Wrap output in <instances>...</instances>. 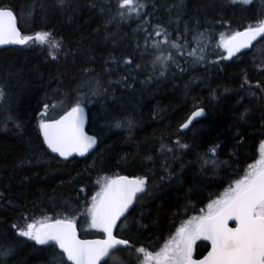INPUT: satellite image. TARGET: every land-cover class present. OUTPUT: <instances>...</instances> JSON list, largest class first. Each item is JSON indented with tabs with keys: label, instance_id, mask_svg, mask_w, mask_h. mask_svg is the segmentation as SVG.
I'll list each match as a JSON object with an SVG mask.
<instances>
[{
	"label": "trees",
	"instance_id": "obj_1",
	"mask_svg": "<svg viewBox=\"0 0 264 264\" xmlns=\"http://www.w3.org/2000/svg\"><path fill=\"white\" fill-rule=\"evenodd\" d=\"M139 2V14H127L119 0H0L22 34L48 31L61 44L56 59L47 45L0 48V247L11 249L0 264H69L54 245H38L19 229L67 217L80 237H102L87 209L106 178L122 175L146 178V185L115 229L129 247L112 252L107 264H142L136 249L160 251L257 158L264 36L230 60L217 40L257 26L264 0ZM157 26L183 55L170 45L153 47L163 39ZM199 33L206 47L197 61L188 52ZM162 52L172 55L164 67L156 59ZM77 103L96 145L83 157L62 159L46 147L39 124ZM197 108L204 115L180 131ZM206 248L199 241L196 256Z\"/></svg>",
	"mask_w": 264,
	"mask_h": 264
},
{
	"label": "snow or ice",
	"instance_id": "obj_2",
	"mask_svg": "<svg viewBox=\"0 0 264 264\" xmlns=\"http://www.w3.org/2000/svg\"><path fill=\"white\" fill-rule=\"evenodd\" d=\"M231 2L236 3L237 0ZM240 2L248 4L250 0ZM58 3L63 6L65 0H58ZM118 7L126 9L127 14H139L145 5L139 0H119ZM119 15L124 17L126 12L120 11ZM17 24L16 14L9 8L0 7V46H26L30 43L47 45L49 55L56 59L61 44L53 38L51 32L38 31L34 35H24ZM157 27L155 35L163 36V39L159 43L153 41V47L170 45L177 49L179 55H183V46L175 41L170 42L166 31ZM257 36H264V20L258 26H249L245 31H236L226 38L222 34L220 46L227 52L223 58L231 59L241 49L249 47ZM193 39L196 46L188 55L196 56L197 61L202 60L204 57L197 55V52L202 53L206 47L204 34L199 33ZM156 59L164 67L172 60V55L170 52L167 55L162 52ZM3 95L0 90V97ZM44 107L47 109L48 105ZM203 115V108L194 111L181 127L189 128L195 118ZM84 120V109L79 103L59 119H42L39 128L48 149L65 159L74 153L84 156L96 144V138L85 132ZM115 126L120 127V122L117 121ZM259 153L260 158L249 165L241 179L230 185L219 198L212 200L206 211L201 210V215L184 222L160 251L152 253L143 247L136 249L143 254L142 264H264V142L259 146ZM145 185L146 178L115 176L105 179L103 187L92 197L91 206L87 209L91 227L104 233V239H80L75 219L67 217L54 221L46 219L39 226L36 222L28 223L26 228L19 229L18 234L38 245L51 244L58 247L70 264H101L102 261L107 264V258L112 252L129 247V241L118 239L113 229L117 221L128 212L137 194L145 190ZM230 221L234 222V226H229ZM201 239L209 242L210 251L203 259H194L193 245ZM10 254V248L0 247V256Z\"/></svg>",
	"mask_w": 264,
	"mask_h": 264
},
{
	"label": "water",
	"instance_id": "obj_3",
	"mask_svg": "<svg viewBox=\"0 0 264 264\" xmlns=\"http://www.w3.org/2000/svg\"><path fill=\"white\" fill-rule=\"evenodd\" d=\"M18 26V25H17ZM246 29H243V30H240V31H245ZM25 35H27V34H25ZM263 36H257L256 37V39L255 40H253L252 41V43H251V45L249 46V47H247V48H243V49H241L239 52H237L234 56H232V58L233 57H235V56H237V55H239V54H241V53H243V52H245V51H248L251 47H252V45H254L255 43H257L261 38H262ZM9 46H21V45H3V46H0V48H3V47H9ZM223 51H224V57H226L227 56V52L224 50V48H223ZM226 60H228V59H226ZM198 109H200V108H197V109H195L194 111H196V110H198ZM70 110V109H69ZM69 110H67V111H69ZM193 111V112H194ZM192 112V113H193ZM65 113V112H64ZM63 113V114H64ZM192 113L188 116V118L184 121V123H186L187 121H188V119L191 117V115H192ZM63 114H61V115H63ZM60 115V116H61ZM59 116V117H60ZM59 117H57V118H55V119H59ZM84 117H85V120H84V130H86V125H87V117H86V114H85V111H84ZM202 117V116H201ZM201 117H197V118H195L194 120H193V122L196 120V119H199V118H201ZM183 123V124H184ZM182 124V125H183ZM189 126H191V125H189ZM179 130L180 131H184V130H186V129H183L181 126H180V128H179ZM41 132V131H40ZM86 132V131H85ZM87 133V132H86ZM88 134V133H87ZM41 135H42V133H41ZM89 136H92V135H90V134H88ZM42 138H43V135H42ZM44 141V140H43ZM46 145V144H45ZM96 145V144H95ZM95 145L91 148V149H89V151L86 153V154H88V153H90L93 149H94V147H95ZM47 146V145H46ZM48 148V147H47ZM49 151H51L50 149H49ZM53 153V152H52ZM54 155H56L57 157H59V158H62V159H65V158H63V157H60L59 156V154L58 153H53ZM85 154V155H86ZM84 155V156H85ZM72 157H83V156H80V155H78V154H73L72 156H70V157H68L67 159H70V158H72ZM123 176V175H122ZM128 177V176H127ZM130 179H134V177H129ZM139 195V193L137 194V196ZM133 205V204H132ZM131 207L132 206H130V208H129V210L131 209ZM128 210V211H129ZM128 212H126L125 213V215L127 214ZM124 215V216H125ZM124 216H122L121 218H120V220L124 217ZM120 220H118L117 221V224H116V226L118 225V223L120 222ZM54 221V220H53ZM229 226H234V222H229ZM116 228V227H115ZM115 228L113 229V234H114V231H115ZM100 232V231H99ZM77 234H78V230H77ZM101 234L103 235V237L102 238H99V237H95V238H81V237H79L80 239H86V240H96V239H104L105 238V236H104V233H102L101 232ZM79 236V235H78ZM118 238V237H117ZM118 239H120V238H118ZM202 240V239H201ZM204 241V240H203ZM206 243H207V245H208V247H207V249H206V251L204 252V254L202 255V256H200V257H198V258H195L194 257V259H203V257L204 256H206L207 255V253H208V251H210V244H209V242H207V241H205ZM49 245H51V244H49ZM56 247V246H55ZM57 249H58V251H60L61 252V250L58 248V247H56ZM65 258H66V256H65ZM67 259V258H66ZM103 262V261H102ZM101 262V263H102ZM70 263V262H69Z\"/></svg>",
	"mask_w": 264,
	"mask_h": 264
},
{
	"label": "rangeland",
	"instance_id": "obj_4",
	"mask_svg": "<svg viewBox=\"0 0 264 264\" xmlns=\"http://www.w3.org/2000/svg\"><path fill=\"white\" fill-rule=\"evenodd\" d=\"M217 41L220 42L221 39L218 38ZM52 117H53V115H51V114H48V115H47V118H49V119H51ZM263 142H264V140H263ZM259 158H260V153H259V150H258V156H257V158H256L252 163H250L249 165L254 164ZM249 165H248V167H247V169H246L245 174H246L247 171H248ZM245 174H244V175H245ZM225 190H226V189H225ZM225 190H224V191H225ZM224 191H223V193H224ZM223 193H222V194H223ZM222 194H221V195H222ZM221 195H220V196H221ZM220 196H219V197H220ZM208 204H209V203H208ZM208 204H207V205H208ZM207 205L203 208L204 211L207 210ZM201 214H202V213H201V211H200L199 213H197V214L191 216L190 218H188L187 220H184V221L179 225V227H180L184 222H186V221H188L189 219H191L192 217H194V216H199V215H201ZM89 218H90V217H89ZM179 227H178V228H179ZM178 228H177V229H178ZM177 229H176V231H177ZM176 231H175L174 234H173V235H172V236H171V237H170V238L164 243V245H165L168 241H170V240L172 239L173 236H175ZM164 245H163V246H164ZM163 246H162V248H163Z\"/></svg>",
	"mask_w": 264,
	"mask_h": 264
}]
</instances>
